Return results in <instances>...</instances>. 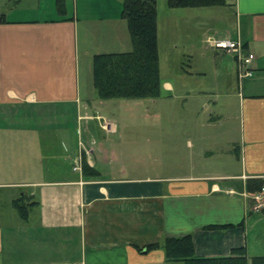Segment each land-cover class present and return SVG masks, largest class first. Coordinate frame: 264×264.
Instances as JSON below:
<instances>
[{
  "label": "crops",
  "instance_id": "1",
  "mask_svg": "<svg viewBox=\"0 0 264 264\" xmlns=\"http://www.w3.org/2000/svg\"><path fill=\"white\" fill-rule=\"evenodd\" d=\"M14 1L33 6L15 8L21 15L12 18L0 12L6 17L0 22V264H182L168 261L161 246H146L186 234L198 256H229L235 248L264 256V248L250 253L246 226L252 214L264 215L250 213L246 190L249 177H264V0H227L221 5L232 15L206 20L207 42L209 36L240 38L256 55L253 73L241 76L236 56L223 50L235 59L236 120L228 126L229 116L211 115L205 136L216 135L220 122L232 156L209 175L151 173L147 164L143 173L129 174L117 157L124 151L110 137L117 122L92 112L108 98L92 102L101 97L91 81L93 87L82 81L84 66L93 68L96 53L132 48L123 0ZM42 5L48 7L40 13ZM29 11L34 14L25 16ZM92 118L105 140L93 135ZM37 133L46 164L40 169L30 163L37 160ZM58 134L59 151L52 147ZM211 145L204 149L212 154L217 146ZM79 154L81 170L73 166ZM84 161L97 175L85 173ZM22 195L37 202L26 219L13 205ZM260 237L264 231L254 241Z\"/></svg>",
  "mask_w": 264,
  "mask_h": 264
},
{
  "label": "rangeland",
  "instance_id": "2",
  "mask_svg": "<svg viewBox=\"0 0 264 264\" xmlns=\"http://www.w3.org/2000/svg\"><path fill=\"white\" fill-rule=\"evenodd\" d=\"M23 1L29 3L31 0ZM14 2L0 0V12L12 18L21 15L15 8L33 6L13 5ZM45 6L48 7L42 5L40 13ZM157 13L161 77L163 81H171L173 87L167 88L163 83L158 97H113L106 100L94 97L93 103L102 100L103 104L97 105L92 112L101 111L117 122L119 130L110 137H114L120 150L124 151L118 153L117 157L127 166L129 174L143 173L146 164L151 167V173H217L225 169L232 155L226 150V130L220 122L213 127V131L209 130L216 135H212V138L207 135L209 140L205 136L212 125L207 120L211 115H223V118L230 117L226 125L235 124L233 120H236L237 103L234 94L239 91V87L233 54L222 49L214 50L207 42L205 28L209 18L218 21L224 15L232 14L224 5L171 7L168 0H157ZM24 14L31 16L34 11ZM82 81L87 83V87L91 82L94 85L92 65H87L86 69L84 66ZM90 127L93 135L105 140V132L99 127L97 119L90 120ZM69 131L76 134L73 127ZM37 137V160L33 156L30 163L40 169L46 164L39 155L43 146L39 140L41 135L37 133ZM211 142L215 144L214 147L217 146L212 154L204 149L212 146ZM60 143L58 134L52 140V147L59 151ZM76 157L73 158V166ZM54 158L56 156L49 159ZM231 167L235 166L229 163ZM78 169H82V161ZM247 194L253 206L250 213L263 212V199L258 196L264 197V190L256 194L247 191ZM246 226L249 230L250 253L261 251L264 238L254 241V237L264 231V215L252 214ZM255 245H260V249L253 250Z\"/></svg>",
  "mask_w": 264,
  "mask_h": 264
},
{
  "label": "trees",
  "instance_id": "3",
  "mask_svg": "<svg viewBox=\"0 0 264 264\" xmlns=\"http://www.w3.org/2000/svg\"><path fill=\"white\" fill-rule=\"evenodd\" d=\"M227 0H168L171 7L206 6L226 4ZM121 16L126 20L132 38V48L125 51L96 53L93 57V84L101 98L158 97L162 92L158 46L157 0H123ZM0 14V22L5 21ZM83 169L87 175H97V170L86 161ZM264 177H249L246 189L249 194L263 190ZM26 195L13 201L20 216L26 219L30 207ZM228 225H211L209 228H229ZM162 247L168 261L182 264H264V256L248 257L246 248H235L232 254L222 257L196 255L192 234L167 236L163 242L148 244V250Z\"/></svg>",
  "mask_w": 264,
  "mask_h": 264
},
{
  "label": "built area",
  "instance_id": "4",
  "mask_svg": "<svg viewBox=\"0 0 264 264\" xmlns=\"http://www.w3.org/2000/svg\"><path fill=\"white\" fill-rule=\"evenodd\" d=\"M208 42L214 48L231 52L236 56L241 76L251 75L253 73L252 63L256 55L253 51L245 49L243 41L240 38L209 36ZM81 161L82 155L79 154L76 157L74 169L79 168ZM258 198H262L264 204V197L258 196Z\"/></svg>",
  "mask_w": 264,
  "mask_h": 264
}]
</instances>
